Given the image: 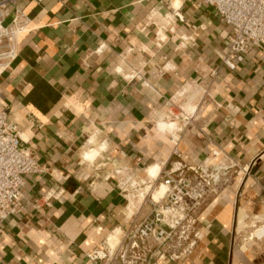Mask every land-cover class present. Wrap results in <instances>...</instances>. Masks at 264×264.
Returning a JSON list of instances; mask_svg holds the SVG:
<instances>
[{"label": "crops", "instance_id": "0c3cea01", "mask_svg": "<svg viewBox=\"0 0 264 264\" xmlns=\"http://www.w3.org/2000/svg\"><path fill=\"white\" fill-rule=\"evenodd\" d=\"M15 5L29 29L0 73V109L43 170L24 177L21 211L0 224V264H85L150 215L166 170L218 164L193 213L203 239L173 264H259L264 239L256 257L233 244L231 175L264 163L262 51L229 69L230 27L201 0ZM175 239L147 238L143 264H169Z\"/></svg>", "mask_w": 264, "mask_h": 264}, {"label": "built area", "instance_id": "2783aa9c", "mask_svg": "<svg viewBox=\"0 0 264 264\" xmlns=\"http://www.w3.org/2000/svg\"><path fill=\"white\" fill-rule=\"evenodd\" d=\"M30 1L39 4L42 0ZM201 1L212 7L220 21L230 27L229 45L221 56L229 69H235L253 48H259L264 54V0ZM15 2L0 0V73L16 58L19 36L29 29V18L23 10L18 5L11 10ZM173 116L170 113L169 117ZM188 169L178 165L166 170L161 180L166 189L155 201L150 215L134 226L120 247L114 249L104 242L88 251L85 264H143L142 256L147 250L144 242L149 237L169 243L176 238L172 247H177L178 251L169 253V260L175 261L188 254L190 248H185L184 232L192 226L194 238L190 246H193L200 233L193 213L222 178L223 168L215 166L212 173H206V169ZM42 170L35 153L23 145L17 126L8 119L7 112L0 109V224L21 211L24 177ZM165 226L179 227V234L170 235Z\"/></svg>", "mask_w": 264, "mask_h": 264}, {"label": "rangeland", "instance_id": "374dc122", "mask_svg": "<svg viewBox=\"0 0 264 264\" xmlns=\"http://www.w3.org/2000/svg\"><path fill=\"white\" fill-rule=\"evenodd\" d=\"M222 171L223 169L221 172ZM231 176L233 187L237 188L236 211L238 210L237 208L240 207L237 213L240 220L237 224L235 217V224L233 227L235 235L233 244L236 248L238 247L245 251H249L252 253L253 257H256L260 254L258 244L264 239V163L260 167L255 166L251 171L245 172V174L234 171ZM165 220L167 221V218H165ZM186 224L187 223H185V226ZM172 228L165 226V229L170 231V235H173L175 232L179 234V227H177V229ZM199 231L200 238L201 228ZM184 233V236L187 237L185 248H190V252L185 255L186 258H188V255H192V251L197 248L196 246L199 244V238L195 239L193 246H190V240L194 238L192 226H188V230ZM201 239L203 238L201 237ZM204 244V242L200 243L201 246ZM168 251L170 252L171 248H169ZM261 256L259 257V264H264V254H261ZM173 263L174 261L170 260L169 264Z\"/></svg>", "mask_w": 264, "mask_h": 264}, {"label": "bare ground", "instance_id": "6f19581e", "mask_svg": "<svg viewBox=\"0 0 264 264\" xmlns=\"http://www.w3.org/2000/svg\"><path fill=\"white\" fill-rule=\"evenodd\" d=\"M166 126H168V128H172L173 124L172 123H169V124H166ZM162 127H164V125H162ZM150 172V170H149ZM152 174H154V171H152ZM166 189V185H164L163 183L159 186V188L155 191L154 193V199L158 198L159 196H161L163 194V192L165 191ZM239 216L237 214V224L239 222ZM112 237H110L109 239H111ZM114 240V238H112ZM111 246L114 244V243H111L109 240L107 241Z\"/></svg>", "mask_w": 264, "mask_h": 264}]
</instances>
